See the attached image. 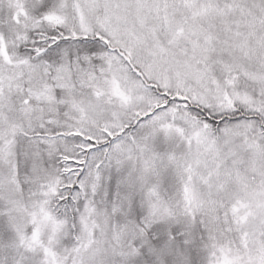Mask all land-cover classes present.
Listing matches in <instances>:
<instances>
[{
	"label": "snow or ice",
	"instance_id": "1",
	"mask_svg": "<svg viewBox=\"0 0 264 264\" xmlns=\"http://www.w3.org/2000/svg\"><path fill=\"white\" fill-rule=\"evenodd\" d=\"M0 264H264V0H0Z\"/></svg>",
	"mask_w": 264,
	"mask_h": 264
}]
</instances>
